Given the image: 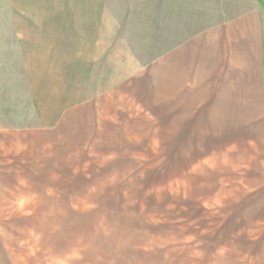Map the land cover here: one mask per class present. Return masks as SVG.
<instances>
[{
  "label": "rangeland",
  "instance_id": "374dc122",
  "mask_svg": "<svg viewBox=\"0 0 264 264\" xmlns=\"http://www.w3.org/2000/svg\"><path fill=\"white\" fill-rule=\"evenodd\" d=\"M142 1L0 0V264H264V79L153 81Z\"/></svg>",
  "mask_w": 264,
  "mask_h": 264
},
{
  "label": "crops",
  "instance_id": "0c3cea01",
  "mask_svg": "<svg viewBox=\"0 0 264 264\" xmlns=\"http://www.w3.org/2000/svg\"><path fill=\"white\" fill-rule=\"evenodd\" d=\"M254 2L143 0L134 6L140 11L135 22H130L128 30L123 18L120 31L123 36L136 37L137 49L143 42L147 44L144 49L152 55L146 57V65H151L153 81L222 84L234 97L241 82L256 84L264 79L263 16ZM142 31L146 34L141 42ZM26 138L21 129L0 127V195L10 193L2 188L10 185L7 180L16 178L4 155L20 153Z\"/></svg>",
  "mask_w": 264,
  "mask_h": 264
}]
</instances>
